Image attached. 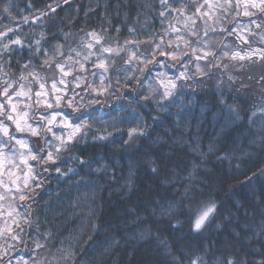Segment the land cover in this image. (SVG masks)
<instances>
[{
    "label": "clouds",
    "instance_id": "obj_1",
    "mask_svg": "<svg viewBox=\"0 0 264 264\" xmlns=\"http://www.w3.org/2000/svg\"><path fill=\"white\" fill-rule=\"evenodd\" d=\"M0 264H264V0H0Z\"/></svg>",
    "mask_w": 264,
    "mask_h": 264
},
{
    "label": "trees",
    "instance_id": "obj_2",
    "mask_svg": "<svg viewBox=\"0 0 264 264\" xmlns=\"http://www.w3.org/2000/svg\"><path fill=\"white\" fill-rule=\"evenodd\" d=\"M256 182L259 184V183H262V181L260 180V178H256ZM245 193H244V190L241 189L239 192H237V195H240V196H243ZM155 223V222H153ZM187 225H185L186 227ZM183 232V229H180L178 230L177 232H173L172 235H173V239L175 240L177 235H179V233Z\"/></svg>",
    "mask_w": 264,
    "mask_h": 264
},
{
    "label": "snow or ice",
    "instance_id": "obj_3",
    "mask_svg": "<svg viewBox=\"0 0 264 264\" xmlns=\"http://www.w3.org/2000/svg\"><path fill=\"white\" fill-rule=\"evenodd\" d=\"M197 226H199V224Z\"/></svg>",
    "mask_w": 264,
    "mask_h": 264
}]
</instances>
